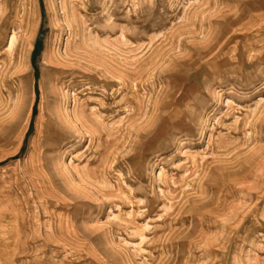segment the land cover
Listing matches in <instances>:
<instances>
[{
	"label": "rangeland",
	"instance_id": "rangeland-1",
	"mask_svg": "<svg viewBox=\"0 0 264 264\" xmlns=\"http://www.w3.org/2000/svg\"><path fill=\"white\" fill-rule=\"evenodd\" d=\"M0 75V264H264V0H0Z\"/></svg>",
	"mask_w": 264,
	"mask_h": 264
},
{
	"label": "bare ground",
	"instance_id": "bare-ground-1",
	"mask_svg": "<svg viewBox=\"0 0 264 264\" xmlns=\"http://www.w3.org/2000/svg\"><path fill=\"white\" fill-rule=\"evenodd\" d=\"M21 22V24H20V27L21 28H23V23H24V21L23 20H21L20 21ZM27 23H28V21H27ZM26 24V23H25ZM25 27V26H24ZM12 42H13V37L11 38V40H10V46H11V44H12ZM12 53V52H11ZM13 55V54H12ZM6 58V57H5ZM9 59H11V58H9ZM14 59V58H13ZM6 60V59H5ZM5 62V61H4ZM6 63V62H5ZM4 65V64H3ZM6 66V65H5ZM9 68V67H8ZM4 74V73H3ZM3 76V75H2ZM0 78H1V75H0ZM3 78V77H2ZM8 78V77H7ZM1 85V84H0ZM5 85V84H4ZM3 88V87H2ZM5 90V89H4ZM0 94H1V92H0ZM1 101V100H0ZM1 106V105H0ZM40 162V161H39ZM39 162H37V163H39ZM40 164V163H39ZM42 164V163H41ZM40 164V165H41ZM40 165H37L36 163H30V164H24L22 167H21V172H19V175L21 176V178H27V180H28V183L31 185V187L33 188V190L36 192V191H38L37 190V182L39 181V180H41L42 179V176H41V174H40ZM38 169H39V171H38ZM42 169V168H41ZM19 170V171H20ZM262 179V178H261ZM9 188H11V187H9ZM10 191H11V189H10ZM9 190L7 191V192H10ZM6 192V193H7ZM8 194H5L4 196H7ZM188 206V205H187Z\"/></svg>",
	"mask_w": 264,
	"mask_h": 264
}]
</instances>
